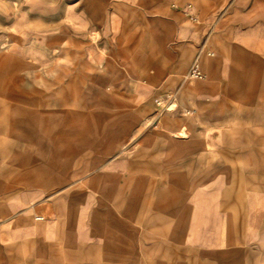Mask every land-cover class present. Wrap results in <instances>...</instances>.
Segmentation results:
<instances>
[{
    "label": "rangeland",
    "instance_id": "374dc122",
    "mask_svg": "<svg viewBox=\"0 0 264 264\" xmlns=\"http://www.w3.org/2000/svg\"><path fill=\"white\" fill-rule=\"evenodd\" d=\"M197 59L204 79L188 76ZM228 81L264 82V0H0V199L36 189L25 208L41 232L12 260L0 250L5 261L149 264L163 247L185 259L230 248L189 244L177 216L153 218L190 190L178 159L197 138L163 135L158 100L190 84L173 114L224 125Z\"/></svg>",
    "mask_w": 264,
    "mask_h": 264
},
{
    "label": "crops",
    "instance_id": "0c3cea01",
    "mask_svg": "<svg viewBox=\"0 0 264 264\" xmlns=\"http://www.w3.org/2000/svg\"><path fill=\"white\" fill-rule=\"evenodd\" d=\"M174 85V82H166L162 90L169 91ZM224 89L225 97L220 103L226 106L224 125L212 113L204 115L202 126L194 119L173 114L177 105L191 103L194 96L190 84H181L177 97L168 98L167 103L158 100L161 110L166 106L170 113L162 112L163 135L170 137L174 133L175 137L186 139L191 128L197 138L182 152L187 156L178 159L179 165L186 164L183 173L190 190L173 204L170 205L169 200L156 209L153 218L177 216L178 237L185 238L189 244L230 248L210 250L199 257L185 259L180 252L171 258L170 249L163 247L160 263L149 260V264H264V82L228 81ZM146 105L153 107L154 104L148 100ZM181 123L183 127L175 131L173 128ZM216 128L220 131L205 134L206 130ZM202 137H208V145H202ZM170 159L169 155L167 161L163 157L162 168L174 166ZM36 195L33 189L3 195L0 199V250L8 252L9 260L19 256L25 239L33 243L41 234L40 231L35 233L38 225L31 211L25 208L26 202ZM129 200L122 210L131 216L134 199ZM148 210L143 205L139 212L148 214ZM151 222L148 220L146 224ZM31 249L35 251L34 246ZM1 253L0 264H17L5 261Z\"/></svg>",
    "mask_w": 264,
    "mask_h": 264
},
{
    "label": "built area",
    "instance_id": "2783aa9c",
    "mask_svg": "<svg viewBox=\"0 0 264 264\" xmlns=\"http://www.w3.org/2000/svg\"><path fill=\"white\" fill-rule=\"evenodd\" d=\"M187 7L189 9L188 13H189L190 19L194 22H198L199 17L197 16L195 12L192 11V5L189 3ZM188 76L194 79H204L206 77V72L204 71L198 59L195 60L192 66L190 67L188 71Z\"/></svg>",
    "mask_w": 264,
    "mask_h": 264
}]
</instances>
